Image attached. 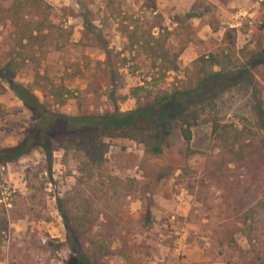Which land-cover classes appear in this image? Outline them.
<instances>
[{
    "label": "rangeland",
    "instance_id": "1",
    "mask_svg": "<svg viewBox=\"0 0 264 264\" xmlns=\"http://www.w3.org/2000/svg\"><path fill=\"white\" fill-rule=\"evenodd\" d=\"M43 1L62 18L68 37L61 38L54 31L47 42L31 49L22 48L26 41L20 45L14 35L8 41L0 36V67L25 58L26 67L14 80L31 85L33 73L39 72L56 88H67L70 96L64 105H54L52 97L46 103L71 117L104 114L115 108L133 111L139 98L147 102L159 92L189 88L197 79V61L204 55L224 50L231 55L233 67L243 68L250 53L264 49V0ZM4 2L0 0V6ZM124 27L145 39L150 34L163 35L165 48L173 50L169 62L183 49L176 61L178 70L167 72L171 64L141 48L123 59L125 41L120 31ZM102 47L108 49V58ZM153 80L158 82L155 86ZM257 82L260 104L251 99L246 83L221 96L217 109L223 123L243 119L254 123L256 105L264 117V84ZM147 92L152 96L147 98ZM36 94L44 100L40 92ZM168 114L170 123L159 156L138 142L117 139L105 142L102 168L94 169L91 177L82 173L84 155L66 153L58 146L52 177L45 173V158L39 150L1 167L0 199L7 200L0 203V213L8 224L0 234V264H66L71 254L57 200L72 216L92 211L96 219L109 211L114 228L124 230L127 223V240L136 246L133 261L110 258L103 264H223L211 253L207 227L220 203L219 190L212 185L215 180L207 177L208 166L218 153L211 126L202 116L192 131L193 154L188 156L174 126L179 111L172 106ZM31 125V113L14 93L8 90L0 96V149L18 145ZM235 176L230 173L231 180ZM100 223L103 219L99 218L94 233L107 236L109 230L102 233ZM236 241L247 247L242 236ZM48 242L54 251L45 248Z\"/></svg>",
    "mask_w": 264,
    "mask_h": 264
},
{
    "label": "trees",
    "instance_id": "2",
    "mask_svg": "<svg viewBox=\"0 0 264 264\" xmlns=\"http://www.w3.org/2000/svg\"><path fill=\"white\" fill-rule=\"evenodd\" d=\"M61 20L58 13L43 0H5L0 6V36L8 41L14 35L20 45L26 41L22 48L33 49L47 42L54 31L60 33L61 38L68 37ZM129 31L127 27L120 31L125 41L121 51L123 59L141 48L152 58H163L171 64L167 72L178 70L176 61L184 52L183 49L169 62L167 60L173 50L165 48L167 40H162L163 35L155 37L150 34L145 39L139 37L136 30ZM101 50L108 58V49L102 47ZM249 55L243 68H239V65L233 67L231 55L224 50L204 55L197 61V79L189 88L162 91L147 102L139 98L136 109L127 113L115 108L113 112L75 117L56 112L46 103L52 97L54 105H64L70 96L67 88H56L39 72L33 73L31 85L16 82L14 77L26 67V61L23 57L13 59L6 67H0V96L8 90L14 93L31 113L32 125L18 145L0 149V168L39 150L45 158V173L52 177L53 153L58 146L66 153L84 155L80 159L83 160L82 173L91 177L94 169L102 168L105 142L117 139L138 142L159 156L162 153L160 143L164 141V131L170 123L168 113L172 106L179 111L174 126L179 129L189 156L193 154L190 149L192 131L201 123L202 116L207 117L205 123L211 126L218 150L211 166H208L207 177L215 180L212 185H216L220 193L217 212L215 216H209L207 224L211 231V253L223 264H264V117L260 105H256L257 120L254 123L249 119L223 123L217 109V101L221 96L243 83L250 87L251 99L260 104L255 82L262 81L264 84V49ZM124 63L127 66L126 60ZM156 83L157 80H153L154 86ZM36 92H40L44 100ZM151 96L152 92H147V98ZM182 172L184 174L186 169ZM230 173H236L234 180H231ZM248 199L251 203L247 202ZM57 204L65 226L66 247L71 254L66 264H103L104 259L110 258H121L125 263L133 261V249L136 246L129 245L127 240L130 234L127 223L124 230H117L112 226L109 211L98 214L96 219L92 211L72 216L60 206L59 200ZM1 215L4 222L0 223V234L8 224L7 218ZM99 218L103 219V223L99 224L103 227L102 233L109 230L107 236L94 233ZM123 231L126 234L123 235ZM237 236L246 240V248L237 243ZM116 243L118 248L113 250ZM52 247L51 242L45 245V248L54 251Z\"/></svg>",
    "mask_w": 264,
    "mask_h": 264
},
{
    "label": "built area",
    "instance_id": "3",
    "mask_svg": "<svg viewBox=\"0 0 264 264\" xmlns=\"http://www.w3.org/2000/svg\"><path fill=\"white\" fill-rule=\"evenodd\" d=\"M6 191H7V190H5V194L7 193ZM5 200H7V199H6V198H2V199H0V203L5 202Z\"/></svg>",
    "mask_w": 264,
    "mask_h": 264
}]
</instances>
